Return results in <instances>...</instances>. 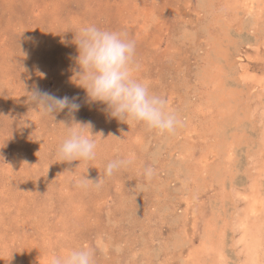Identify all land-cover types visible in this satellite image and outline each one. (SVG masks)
I'll list each match as a JSON object with an SVG mask.
<instances>
[{"label":"rangeland","instance_id":"1","mask_svg":"<svg viewBox=\"0 0 264 264\" xmlns=\"http://www.w3.org/2000/svg\"><path fill=\"white\" fill-rule=\"evenodd\" d=\"M85 25L135 40V75L177 115L173 133L89 101ZM37 88L80 108L44 116ZM62 122L91 123L94 159L57 158ZM117 159L131 163L77 184ZM253 202L264 240V0H0V264L82 248L94 264H264L242 244Z\"/></svg>","mask_w":264,"mask_h":264},{"label":"clouds","instance_id":"2","mask_svg":"<svg viewBox=\"0 0 264 264\" xmlns=\"http://www.w3.org/2000/svg\"><path fill=\"white\" fill-rule=\"evenodd\" d=\"M74 42L78 49L75 61L79 70L76 76L86 89L90 102L103 103L111 117L122 122H136L159 134L175 131L180 121L169 108L167 100L152 93L147 84L135 75L138 66L135 63L134 39H129L126 33L119 30L85 25L75 33ZM28 101L35 104L44 116L54 118L55 113L65 109L71 116L80 108L75 97H57L38 88L28 94ZM62 124L67 129V135L57 147V158L67 162L94 159L97 142L92 138L94 135L87 133V130H91V123ZM130 163L128 159L110 161L103 177L93 181L86 176L79 179L77 184L99 187L104 178ZM151 174L152 170L147 169L146 175ZM52 264H94L93 253L86 248L74 249L67 255L54 258Z\"/></svg>","mask_w":264,"mask_h":264},{"label":"bare ground","instance_id":"3","mask_svg":"<svg viewBox=\"0 0 264 264\" xmlns=\"http://www.w3.org/2000/svg\"><path fill=\"white\" fill-rule=\"evenodd\" d=\"M257 211L258 210L254 206L253 202L250 207V214L245 218V221L243 222L245 228L242 238V244H244V252L248 254L250 261H253L254 263H256L257 258L262 254V250H264V240L259 235V231H262L263 228L261 225V221L263 219H261L262 217L259 216ZM251 217H253L254 219H251Z\"/></svg>","mask_w":264,"mask_h":264}]
</instances>
